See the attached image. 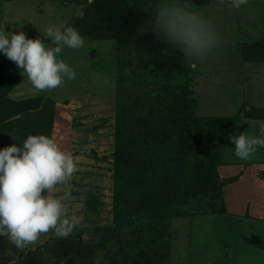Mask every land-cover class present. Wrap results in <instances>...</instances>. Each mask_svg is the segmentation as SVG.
Listing matches in <instances>:
<instances>
[{
	"label": "rangeland",
	"instance_id": "374dc122",
	"mask_svg": "<svg viewBox=\"0 0 264 264\" xmlns=\"http://www.w3.org/2000/svg\"><path fill=\"white\" fill-rule=\"evenodd\" d=\"M28 1L32 0H0V28L4 27L8 32L33 31L30 30V24L37 23L35 29L41 34L46 30L44 26L48 21L49 24H59L66 18L64 15L63 18L53 17L57 15L56 11L50 15L43 14L42 11L36 13V10L28 5ZM34 1H41L38 6L48 5L46 1L55 5L59 3L63 9L66 6H74L73 15L68 22L70 24L81 4L87 5L92 1L106 3L109 0ZM160 2L161 0L114 2L119 9L116 12L132 28L135 37L140 36L142 41L131 45H126L125 41L121 49L119 48L120 61L127 62L124 66L127 67V74L131 75L125 83V90L116 88V72L119 67L116 40L85 37L95 39L91 43L92 47L89 42V45L83 44L78 49L65 46L60 54L61 58L74 67L78 79V66L81 74L91 66L96 67V63L106 70L109 77L106 75L107 81L103 80V83L107 84L108 80L109 82L107 86H100L99 94L108 97L107 101L112 100L111 105L107 102L110 108L113 107L114 101L116 109L119 99L121 103H129L130 106L140 105V113H149L148 109L154 108L149 102L154 100L155 96L161 100L163 98L164 101L159 115L163 116L161 122L166 136L163 140L167 148L166 161H157L155 154H158L159 150L155 139L153 145L138 151L139 154L130 151V162L125 159L123 165L126 171L131 168L134 174L130 176L132 179H128L134 181L118 178L114 182L113 189L109 188L104 195V212L99 216V220L95 219L89 223L90 231L85 233L95 252L91 263L153 264V253L157 250L154 255L158 256L160 264H264V260L255 261L254 258L246 263V260L241 258L223 259L221 255L216 257L211 250L212 245H206L210 240V226L264 224V217L255 220L251 216H245L243 219L244 212L239 214L237 209L232 211L231 206L226 208L223 195L224 214L227 211V218L223 211L214 212L221 210L220 194L223 185L235 178V174H230L228 165L235 163V158L239 157L235 156L233 148L228 147L229 144L234 146L229 137L240 132L259 135V125L264 123V103L260 105L261 108L256 106V103L264 102V0H248L246 5L238 9L231 7L232 0H181L185 7L205 15L220 35V43L214 53L209 58L196 62L187 59L153 29L155 9ZM102 21V15L86 17L89 25L98 26L103 24ZM87 28L81 25L79 31ZM26 36L36 38L34 34ZM143 37L150 39L143 40ZM42 39L46 47L52 46V38ZM144 54H149V65H152V61L157 62L154 72H148L145 65H139L140 60L144 59ZM112 71L114 74L110 75ZM76 77L66 79V90L63 85L52 93L56 95L54 92H59L57 96L66 97V100L81 96L83 91L89 90L91 82H87V88H82L75 84ZM141 85L145 89L138 88ZM0 90L5 97L14 101L40 99L38 108H22L23 111L10 118V144L22 143L29 133L36 134L41 131L45 134V131L48 133L49 130L51 134L54 101L48 97L47 90L34 88L27 76L21 75V70L15 62L2 53ZM261 95L262 100H259ZM48 99L52 103H49ZM132 100L135 101L134 104L130 103ZM171 102L175 103V108H172ZM104 104L105 102L102 103ZM166 105H171L168 115L175 113L177 123L171 122L172 116H164ZM115 116L114 111L113 154L117 133ZM38 120L43 124L40 129L36 125ZM121 121L126 123L125 127H130L131 122H126L122 116ZM261 149L258 155L264 157V147ZM84 155L88 158L92 156L91 153ZM161 155L163 157L164 150ZM139 194H143L142 197L149 196V199L140 200ZM251 195L241 194L237 200L243 205L244 199ZM129 211L131 213H128ZM173 214L181 216L171 217ZM127 215L134 217L136 225L133 237L138 241L133 244L128 243L131 235H128L125 228ZM143 217L146 218L147 224L141 225L142 221H145ZM165 220L169 221L167 230L162 227ZM236 237L235 235L229 241H236ZM214 240L212 238L210 242ZM172 242L174 247L188 246V253L184 254L183 260L181 251L177 257L175 252L173 259L167 260V249L169 250ZM201 249L213 257L205 252L193 253Z\"/></svg>",
	"mask_w": 264,
	"mask_h": 264
},
{
	"label": "clouds",
	"instance_id": "9594fccd",
	"mask_svg": "<svg viewBox=\"0 0 264 264\" xmlns=\"http://www.w3.org/2000/svg\"><path fill=\"white\" fill-rule=\"evenodd\" d=\"M248 0H232L231 7L240 8ZM85 4L75 14L84 16ZM152 27L157 35L178 49L192 62L209 58L220 43V35L202 13L185 7L181 0H161L155 9ZM46 35L52 38L46 47L42 38H31L24 31L8 32L0 28V53L14 61L38 90H52L66 79H74L76 71L61 58L65 46L78 49L85 37L72 24H49ZM234 154L251 159L257 147H264V123L259 135L245 132L232 135ZM78 168L72 153L62 148L51 136L29 133L22 143L0 147V236L23 249L50 229L58 237L68 236L80 218L69 211L68 193L58 189L70 187L69 181Z\"/></svg>",
	"mask_w": 264,
	"mask_h": 264
},
{
	"label": "crops",
	"instance_id": "0c3cea01",
	"mask_svg": "<svg viewBox=\"0 0 264 264\" xmlns=\"http://www.w3.org/2000/svg\"><path fill=\"white\" fill-rule=\"evenodd\" d=\"M40 2L28 1V5H31L36 13L42 11L43 14L50 15L56 11L57 15L53 17L64 15L66 18L59 24L68 23L73 15L72 8H75L74 6L70 8L66 6L63 9L60 8L59 3L55 5L51 4L50 1L45 2L48 5L38 6ZM30 25L32 26L30 30L33 29V31H25V34L48 38L45 31L41 34L36 31L37 23ZM48 25L49 21L45 24L44 29ZM93 40L95 39L85 38L84 44L89 45V42L90 47H92ZM107 41L110 42V40ZM78 70L79 79L76 77L75 81L77 82L75 84L87 88V82H91L92 89L88 87L89 90L83 91L81 96L70 97L69 100H66V97L57 96L59 92H54L56 95L52 93L57 90L56 88L63 85H65L66 90L65 80L61 86L47 90V94L55 104L50 136L55 138L62 148L70 151L78 164V168L69 181L70 187L58 189L57 194L68 193L66 203L69 211L80 218V222L66 237H58L55 231L50 229L23 249L12 244L7 236H0V263L2 264H55L56 262L58 264H92L93 253L95 252L92 250L91 243L85 233L90 231V222L100 219L99 216L104 212L102 208L104 195L107 194L109 188L113 189L114 185V123L112 121L115 106L113 101V107L110 108L109 105L112 104V100L107 101L108 97L99 94L100 88L107 86L109 82L108 80L107 84L103 83V80L107 81L109 76L99 63H96V67L91 66L88 70H83L84 73L82 74L79 66ZM113 74L112 71L110 75ZM83 85L85 86L83 87ZM259 100H262V95ZM103 102H105L104 105H102ZM107 102L110 104L108 105ZM263 103H256V106L261 108L260 105ZM250 105L257 108L253 104ZM228 147L234 149V146L231 147L230 144ZM261 148L257 147L256 152L253 153L255 156L252 155L251 159L235 158L236 162L228 165L230 174H235V178L226 182L222 187L226 208L231 206L232 211L237 209L239 214L244 212L243 219L246 218L245 216H251L255 220L264 217V157L258 155V152L262 150ZM88 153H91V158L85 157L84 154ZM241 194H252L244 199L243 205L237 200ZM224 215L227 218V211ZM246 224L245 226L232 224L231 226L226 224H218L216 227L210 226L208 230L210 240L212 238L215 240L207 241L206 245H212L213 255L216 257L221 255L223 259L228 257L241 258V260H246V263L252 258L262 262L264 260V224ZM235 235L237 236L236 241H229ZM180 237H182V233ZM173 244L174 242L170 247V260L173 259V253L176 252L177 257L179 251L183 253V260L184 254L188 253V246L179 247L177 245L174 247ZM199 252H205L208 256H212L204 249L193 253L198 254Z\"/></svg>",
	"mask_w": 264,
	"mask_h": 264
},
{
	"label": "trees",
	"instance_id": "16d2710c",
	"mask_svg": "<svg viewBox=\"0 0 264 264\" xmlns=\"http://www.w3.org/2000/svg\"><path fill=\"white\" fill-rule=\"evenodd\" d=\"M117 1L119 0H109L106 3L102 1L100 2L92 1L90 4H87L86 7L84 8L85 15L84 16L76 15L71 20L70 24L74 25L75 27L78 28V30H80L81 25H83L86 28H87V25H89L86 22V17L91 16V15H93L94 17H98L101 15L104 16V21H102L103 24H100L98 26L89 25L87 29H85L84 31L82 30L81 34L86 38H106V39L116 40L118 44L117 45L118 46L117 67L119 65L117 72H116V75H117L116 88L120 89L121 91L122 89L124 90L126 89L125 83H127L128 81V76H131L130 74H127L126 72L127 67L124 66L127 64V62L120 61V52H121L120 49L122 47L121 45L125 41H126V45L127 44L131 45V44L139 43L142 41H141L140 36L135 37V34L132 28H130V26L127 23H125L124 18L120 17L119 13L116 12L117 10L119 11L118 7L114 5L115 4L114 2H117ZM120 11H122L121 8H120ZM142 39L146 40L150 38L143 37ZM143 58L144 59L140 60L139 65H145L147 67L148 72H151V70L154 72L155 69H157V62L152 61V65L154 66H152L151 64L149 65V62H148L149 54H144ZM151 60H152V57L150 58V62ZM142 86L143 85H141V87H138V88L145 89V87H142ZM47 101L49 103L51 102L50 99H48ZM134 102L135 101L132 100L130 103L134 104ZM39 103H40V99H37V98H32V99L24 100L21 102L10 100L9 98L5 97V95H3V92L0 90V147H3L11 143L10 139L12 136L9 133L10 128H11L10 118L18 114V112L23 111L22 108H25V109L38 108L40 105ZM149 103L150 105L153 104L154 108L148 109L149 113H147V111H145V113H140L138 112L140 110V105L139 107H138V104L135 105L136 107L130 106L129 103L124 104V103H121L119 99L117 100L116 109H115V115H116L115 116V119H116L115 131L117 133H116L115 152L113 154L114 182H116L118 178L126 179V181L132 179L130 178V176L133 175L134 173L131 170V168H129L128 171L125 170L123 161L127 159L128 162H130L129 159H130L131 150H133V152L135 153L136 152L138 153V151L146 149V147H148L149 145H153L152 142L154 141V139L156 140L155 145H157L158 147L157 149L159 150V153L155 154L157 161L158 162L160 160L166 161L165 157H166L167 148L163 142V140L166 139V136H164L165 130L163 129L162 122H161L162 121L161 117L163 118V116L159 115V112L161 111V107L164 101H163V98L161 100V98H159L158 96H155V99L154 100L152 99L151 102ZM171 103H173L172 108H175V103L174 102H171ZM167 105L164 107L165 108L164 116L165 117L172 116L170 117L171 122L177 123V116L175 113L172 112V114L168 115V109L171 108V105L169 106ZM133 109H135L136 111ZM121 116L126 122L128 121L131 122L130 127H128L127 125L125 127L126 123L121 121ZM36 125H37V128L39 129L42 128L43 126L42 123H39V120L37 121ZM47 131L48 133L45 131V135L47 134L50 135L49 130ZM38 133H41V131ZM125 133H129V135L124 136ZM162 150H164L163 157L161 155ZM143 161L145 162L146 159H143ZM130 181H134V180H130ZM139 195L140 196L138 197L140 200L149 199V196L144 195L142 197L143 194H139ZM136 199H137V196L134 198V201H136ZM220 199H222V194H220ZM220 208L221 210H214V212L221 213L223 211L222 213L224 214L225 208L223 206V199H222V206ZM128 213H131V211H129ZM178 215L181 216L180 214H173L171 217L178 216ZM145 219L146 218H144L143 220ZM131 221L133 222L132 225H131ZM126 223H127V226L125 228L128 232V235H131V238H129L128 243L133 244L137 240L136 238L133 237L134 228L136 226L134 217H129L127 215ZM144 224H147L146 220L142 221L141 225H144ZM168 225H169V221L167 220L166 222L165 220V223H163L162 227H164V229L167 230ZM131 227L132 229H130ZM159 246L160 245H158V247ZM161 249H162V245H161ZM156 251H154V253ZM154 253H153V261L155 262L153 264H160V261L158 260V256L154 255ZM166 256H167V260L169 261L170 260V247H169V250L167 249Z\"/></svg>",
	"mask_w": 264,
	"mask_h": 264
}]
</instances>
